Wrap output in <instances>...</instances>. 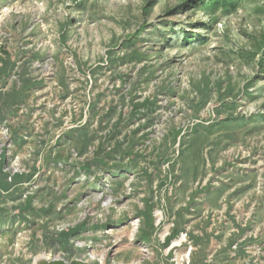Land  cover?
I'll use <instances>...</instances> for the list:
<instances>
[{
  "label": "rangeland",
  "instance_id": "1",
  "mask_svg": "<svg viewBox=\"0 0 264 264\" xmlns=\"http://www.w3.org/2000/svg\"><path fill=\"white\" fill-rule=\"evenodd\" d=\"M185 1L0 0V94L38 83L0 114V171L11 185L0 188V264H264V0H227L215 12ZM135 50L139 62L129 60ZM122 95L159 107L153 126L143 120L110 142L134 160L117 152L106 168L94 160ZM117 163L129 170L112 175ZM17 173L28 179L16 183ZM147 200L157 230L143 242ZM181 217L184 231L166 246ZM240 245L245 256L232 251Z\"/></svg>",
  "mask_w": 264,
  "mask_h": 264
},
{
  "label": "trees",
  "instance_id": "2",
  "mask_svg": "<svg viewBox=\"0 0 264 264\" xmlns=\"http://www.w3.org/2000/svg\"><path fill=\"white\" fill-rule=\"evenodd\" d=\"M154 2L151 1L150 4L148 6L145 7V14L148 15L150 13V5L153 4ZM208 5V7L215 12L216 9H218V7L223 6L224 8L228 7V1L227 0H187L185 2L182 3L181 7L185 8L186 10L189 8H193V7H197L199 5ZM203 43L205 42L204 37H202ZM130 41V40H128ZM184 41L187 43H191V39L188 35L187 32L184 31ZM132 42V41H131ZM13 62L15 61V59H13L15 56L14 54L11 53H5ZM114 53L113 51H110V61H111V65L113 66L114 64ZM133 56H129V60L130 61H134V60H138L141 61V56L138 53V51H134L132 53ZM109 61V62H110ZM10 65V64H9ZM7 65L4 72H5V77L4 80L7 78V75L9 74V72L11 71V68L14 67L13 63L12 65ZM260 65L262 66V68H264V59L263 61L261 60ZM145 71V69L143 70V72ZM143 72L141 75H143ZM125 83L127 82V80L124 81ZM134 82V83H133ZM131 82L133 85H136V82L133 81ZM21 84V85H20ZM36 84L38 83H34L32 82L30 79L24 78L18 85H16L15 87H13V89L11 90L10 93H7L5 95L0 94V103L2 104V106H0V114H3L4 110H9V109H14L17 108L19 106H21L22 104H24L26 102V98L28 96V92L36 87ZM134 87V86H133ZM231 93V92H230ZM229 93V94H230ZM210 99L209 95H205V97L203 98V101L201 102L202 105H205L208 100ZM120 106L118 107L117 104L111 105L109 107V113L107 115H109L108 117L112 118L115 117L117 118V120L115 121L114 125H113V134L111 135L110 138H112L110 141L108 142V144L106 143H102L96 154V158L94 161H96L95 163H98L102 166H105L106 168L109 167L108 164V159L112 158L114 160H116L115 157V153L117 152H122L124 154V156H128L130 157L129 160H134V157H132L127 151H123L122 150V141L120 140L117 144V149L111 148V144L110 142L115 139H117V137L119 135H121L123 133V130L128 131L129 126L131 125H135L136 123H140L143 120H145L147 122V126H153V124L155 123L154 121L152 122L153 118V113L155 112V110L157 109V107H159L158 104V99L154 98L153 100L151 99H146L144 100V102H138L135 97L133 99H130L128 102L126 101V97L124 95H122L120 101H119ZM122 104V105H121ZM95 104L93 103V106ZM123 107H127V111L123 112L120 111V109ZM118 107V108H117ZM105 120V119H104ZM229 120V119H225ZM200 125H198L197 127H195L193 129V134L197 133L198 128ZM85 131L88 133L89 129H85L83 131H81V133L79 134V136L83 137V139L86 141V143H92L93 141H95V134H87L85 133ZM78 130L77 129H73L72 131H70V135L74 136V135H78ZM179 134V132H178ZM127 137H130L129 135H126ZM131 140V139H130ZM129 140V141H130ZM19 142H23L24 138H19L18 140ZM16 142V140H15ZM130 151V150H128ZM185 155V145H183V141L182 138L180 140V149L178 150V161L179 159L184 158ZM125 159L123 158V161ZM93 161V160H92ZM94 161L90 163V161L88 162V164L85 166L86 170H88L89 172H91V168L92 166H94ZM124 164V163H123ZM121 163H117L116 166L112 169L111 168V173L114 176H121L120 174H122V171H128L129 169H127V166H124ZM169 164H172V170H170V172L168 173V176L171 177V181L174 179H178V176L176 174H174V168L176 165H178L177 163V159L176 160H170ZM9 175L5 174L3 170L0 171V188L2 190H6L8 191L11 187V185L7 182V177ZM33 176V175H32ZM31 176V177H32ZM125 176V175H124ZM14 177L15 182H22L23 180H25L26 178L28 179V175L27 174H16L13 175L12 178ZM30 177V176H29ZM30 177V178H31ZM202 191H204V189H201ZM147 207L142 210L138 215L141 218V226L139 228V233H138V237L139 240L143 241V242H149L150 237L155 233V231L157 230V227L155 226V217L153 214V209L155 208V204L150 203L151 201L147 200ZM180 219H182V222H178L175 225V228L172 232V234L170 236L167 237L165 245L169 246L172 241H174L175 239H177L180 235L181 232L184 231V227H183V222L184 219L181 217ZM87 224H83L81 226H77L74 229H67L66 231H63L60 234L59 237V241L61 244L63 245H69L71 240L73 239V237L75 236V234L81 230H85L87 229ZM190 240L193 242V244L197 247L200 246L202 243H204V238L201 236H195L193 234H191L190 236ZM256 242V241H255ZM211 243H215V241H213V239H211ZM230 246V249H232V246ZM211 247L214 248V244L211 245ZM233 253H235L238 256H245L246 255V249H245V245H240L236 250H232ZM203 263V262H201ZM109 264V263H108ZM193 264H196L195 261H193ZM204 264V263H203Z\"/></svg>",
  "mask_w": 264,
  "mask_h": 264
},
{
  "label": "bare ground",
  "instance_id": "3",
  "mask_svg": "<svg viewBox=\"0 0 264 264\" xmlns=\"http://www.w3.org/2000/svg\"><path fill=\"white\" fill-rule=\"evenodd\" d=\"M39 264H64V262L60 259H57L56 263H50L49 259L47 260V258L44 257L39 261Z\"/></svg>",
  "mask_w": 264,
  "mask_h": 264
},
{
  "label": "water",
  "instance_id": "4",
  "mask_svg": "<svg viewBox=\"0 0 264 264\" xmlns=\"http://www.w3.org/2000/svg\"><path fill=\"white\" fill-rule=\"evenodd\" d=\"M57 262V261H56ZM56 262H54V263H56ZM64 264H68V263H65L64 262ZM71 264H87V263H84V262H74V263H71Z\"/></svg>",
  "mask_w": 264,
  "mask_h": 264
}]
</instances>
